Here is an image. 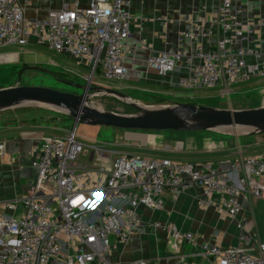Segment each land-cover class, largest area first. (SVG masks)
I'll return each instance as SVG.
<instances>
[{
    "label": "built area",
    "instance_id": "built-area-1",
    "mask_svg": "<svg viewBox=\"0 0 264 264\" xmlns=\"http://www.w3.org/2000/svg\"><path fill=\"white\" fill-rule=\"evenodd\" d=\"M30 1L0 0V50L37 44L85 69L90 86L96 74L107 82L127 80L125 42L133 23L129 0H87L85 5L84 0H71L42 17L27 18ZM216 23L221 37L212 48L185 43L178 51L151 55L148 65L164 76L188 64V73L177 81L186 91L220 88L228 94L230 86L264 79V50L241 43L245 33L240 8L232 0H220ZM199 34L184 33L182 40ZM74 130L33 147L30 167L37 182L19 202L21 216L8 215L15 203L0 204V264H123L107 261L109 246L127 241L142 226V210H162L165 194L176 199L192 186L201 190L198 206L211 207L224 218L260 202L264 206V153L238 154L211 165L106 151L91 144L84 155L97 162L92 168L79 159L85 145ZM153 226L171 235L176 264H264V243L256 238L240 236L231 246L199 244L175 225ZM183 245L198 249L181 254Z\"/></svg>",
    "mask_w": 264,
    "mask_h": 264
},
{
    "label": "crops",
    "instance_id": "crops-1",
    "mask_svg": "<svg viewBox=\"0 0 264 264\" xmlns=\"http://www.w3.org/2000/svg\"><path fill=\"white\" fill-rule=\"evenodd\" d=\"M70 1L31 0L25 16L39 18L45 14L46 10L58 9L63 2ZM129 1L133 23L131 37L125 42L127 50L125 66L128 69V78L120 87L157 96L155 99L163 102V96L178 92L177 81L188 73L189 65L180 64L172 73L159 76L154 68L148 65V58L167 49L178 51L184 48L185 43L193 48L205 50L212 48L221 37V31L216 23L220 0ZM232 1L240 8V19L245 33L241 43L264 50V25L261 23L264 20V0ZM86 2L87 0H84V5ZM37 3L40 7L36 8ZM42 3L44 5L41 6ZM47 4L51 7H46ZM197 30L200 34L196 38L187 42L182 40L184 33H195ZM165 103L166 106L174 104L168 101ZM46 113L35 111L26 114L25 120L6 124L0 122V204L6 202L16 204L15 209L8 212V215L13 218L21 216L23 210L19 202L37 182L35 171L30 167L34 157L33 147L43 139L60 136L69 131V128H64L66 124L61 123L63 119ZM128 132L137 131H126L127 134ZM251 137L254 138L247 140L244 146L238 144L232 148L226 147L222 141L210 138L204 140L203 149H195L193 153L190 148L183 153L184 144L179 142L175 144L176 148H172L170 144L164 146L162 142L161 146H154L149 153L144 154L129 152L127 148L124 150L120 146L117 151L144 156L159 155L160 159H170L171 156H176L180 152L184 156L194 158L183 163H192L191 161L197 160L199 162L195 164L207 162V164L219 165L222 161H231L238 154L245 157V151L253 146H264V135ZM179 145H181L180 149L177 147ZM90 160L88 162H92L93 165H86L95 168L97 162L94 159ZM40 189L45 190L46 187L43 186ZM201 198V190L196 186L184 191L176 199L165 194L164 208L155 211L142 210V226L127 241L110 245L107 250V261L126 264L148 260L156 264H176L177 255L168 251L167 241L171 235L155 228L153 225L156 223L175 225L180 232L195 236L199 244L216 241L224 246L237 245L239 242L237 238L226 240L221 235H217L218 218L221 216L211 207H199L198 200ZM197 249L198 247L195 246L183 245L181 254L194 253Z\"/></svg>",
    "mask_w": 264,
    "mask_h": 264
},
{
    "label": "rangeland",
    "instance_id": "rangeland-1",
    "mask_svg": "<svg viewBox=\"0 0 264 264\" xmlns=\"http://www.w3.org/2000/svg\"><path fill=\"white\" fill-rule=\"evenodd\" d=\"M47 1L54 2L56 0ZM42 5H44V3H42L41 6ZM47 5L45 6L51 7L50 4ZM2 55L7 56H4L5 59L0 60V89L19 86L46 87L60 92L80 95L82 93L81 90L64 85L57 81V78L80 86H84L87 83L83 76V73L85 74L86 72L84 69L80 67L77 68L76 65L74 66V63L69 57L56 54L41 45L29 44L23 48L12 47L3 49L0 50V56ZM23 67H33L35 70L23 69ZM96 83L103 87L120 91L122 94L129 97V103L137 104L142 108L164 107L166 106L165 101L231 110L264 107V79H253L243 84L230 86L228 94L221 92L220 88L196 91H186L178 88L176 94L163 96V102L156 100L155 98L157 96L134 92L120 87L124 82L104 81L99 74L95 75L91 84L92 87H94ZM129 103L114 96L102 97L98 95L90 99L91 106L105 112L124 116L138 114V110L129 105ZM35 111H45L47 112L46 114H54L53 117L60 118L61 120L63 119V122L61 123L66 124L64 128H69V131H71L74 126L73 122L69 120L65 114L49 108L36 106H23L0 111V122L6 124L17 120H25L27 119L26 114ZM222 130L223 129L194 133L174 131H137L133 133L128 132L127 134L124 130L77 124L74 130V135L85 145L83 154L79 156V159L90 166H92L93 163H87L88 158L84 154H89L88 146L91 144L102 145L106 151L111 149L117 151L119 150L118 146H120L121 149L127 148L129 152L144 154L149 153V150H152L154 146H161L162 142H164V146L170 144L172 148H176L175 144L179 142L184 144L182 150L183 153H185L188 148L192 149L193 153L195 152V149H203L204 140L210 138L215 141H222L228 148L236 147L238 144L244 146L247 140L254 138L239 129L236 131L227 129V131L223 130V132ZM177 147L180 149L181 145ZM150 152L154 153L152 151ZM183 153L179 152L178 155L171 156L170 159L175 162L177 161V163H183V161L194 159L193 157L184 156ZM262 153H264V146H253L245 151L244 155L245 157H248L246 155L250 154V156L254 157ZM147 157L160 159L161 156L148 155ZM191 162L195 164L199 161L194 160ZM218 224L219 228L217 235H221L222 238L226 240L235 237L239 241L240 236L245 235L250 238H256L258 241L264 243V206L261 202L258 203L257 206L245 207L234 218H224L221 216L218 218ZM173 242L172 238L167 241L169 245V253L172 252L171 246Z\"/></svg>",
    "mask_w": 264,
    "mask_h": 264
},
{
    "label": "water",
    "instance_id": "water-1",
    "mask_svg": "<svg viewBox=\"0 0 264 264\" xmlns=\"http://www.w3.org/2000/svg\"><path fill=\"white\" fill-rule=\"evenodd\" d=\"M23 69L35 70L33 67ZM81 90L80 95L60 92L46 87L19 86L0 89V111L23 106L44 107L59 111L77 124L108 127L124 131L204 132L219 129H245L247 135L264 134V107L245 110L218 109L195 104L174 103L164 107L142 108L129 103L120 91L101 86H84L63 82ZM114 96L138 110L133 116L118 115L90 105L95 96Z\"/></svg>",
    "mask_w": 264,
    "mask_h": 264
},
{
    "label": "flooded vegetation",
    "instance_id": "flooded-vegetation-1",
    "mask_svg": "<svg viewBox=\"0 0 264 264\" xmlns=\"http://www.w3.org/2000/svg\"><path fill=\"white\" fill-rule=\"evenodd\" d=\"M24 68V67H23ZM57 81H59L60 83H62L63 84V82H68V81H66V80H63V79H60V78H57ZM70 83V82H69Z\"/></svg>",
    "mask_w": 264,
    "mask_h": 264
},
{
    "label": "bare ground",
    "instance_id": "bare-ground-1",
    "mask_svg": "<svg viewBox=\"0 0 264 264\" xmlns=\"http://www.w3.org/2000/svg\"><path fill=\"white\" fill-rule=\"evenodd\" d=\"M0 57H3V56H0ZM1 60V59H0ZM223 130H225V131H227V129H223ZM223 130H222V132H223ZM245 129H240V131H244ZM230 132V131H229ZM245 132V131H244ZM243 133V132H242Z\"/></svg>",
    "mask_w": 264,
    "mask_h": 264
},
{
    "label": "trees",
    "instance_id": "trees-1",
    "mask_svg": "<svg viewBox=\"0 0 264 264\" xmlns=\"http://www.w3.org/2000/svg\"><path fill=\"white\" fill-rule=\"evenodd\" d=\"M70 120V119H69Z\"/></svg>",
    "mask_w": 264,
    "mask_h": 264
}]
</instances>
